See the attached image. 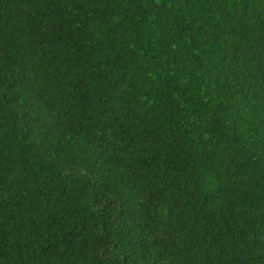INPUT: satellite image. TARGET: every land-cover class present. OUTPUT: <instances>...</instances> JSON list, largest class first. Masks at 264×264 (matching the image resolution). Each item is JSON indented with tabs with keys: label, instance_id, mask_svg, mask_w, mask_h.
<instances>
[{
	"label": "trees",
	"instance_id": "16d2710c",
	"mask_svg": "<svg viewBox=\"0 0 264 264\" xmlns=\"http://www.w3.org/2000/svg\"><path fill=\"white\" fill-rule=\"evenodd\" d=\"M0 264H264V0H0Z\"/></svg>",
	"mask_w": 264,
	"mask_h": 264
}]
</instances>
